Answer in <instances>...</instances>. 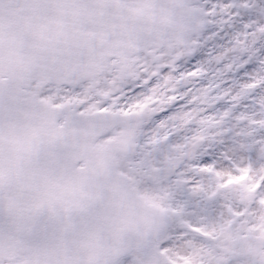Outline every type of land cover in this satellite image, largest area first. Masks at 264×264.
Instances as JSON below:
<instances>
[{"label":"snow or ice","instance_id":"snow-or-ice-1","mask_svg":"<svg viewBox=\"0 0 264 264\" xmlns=\"http://www.w3.org/2000/svg\"><path fill=\"white\" fill-rule=\"evenodd\" d=\"M0 264H264V0H0Z\"/></svg>","mask_w":264,"mask_h":264}]
</instances>
